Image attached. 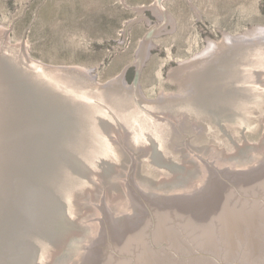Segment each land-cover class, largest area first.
Masks as SVG:
<instances>
[{
  "label": "water",
  "instance_id": "obj_1",
  "mask_svg": "<svg viewBox=\"0 0 264 264\" xmlns=\"http://www.w3.org/2000/svg\"><path fill=\"white\" fill-rule=\"evenodd\" d=\"M148 8L140 61L105 82L0 28V264H264V22L212 30L169 66L182 92L148 96L177 29Z\"/></svg>",
  "mask_w": 264,
  "mask_h": 264
},
{
  "label": "rangeland",
  "instance_id": "obj_2",
  "mask_svg": "<svg viewBox=\"0 0 264 264\" xmlns=\"http://www.w3.org/2000/svg\"><path fill=\"white\" fill-rule=\"evenodd\" d=\"M159 0H0V28L14 29L11 43H28L36 59L55 65L96 66L92 75L105 82L120 76L126 66L140 61L138 49L159 24L148 8L141 19L137 6ZM166 10L177 20L174 32L153 37L151 59L144 69L147 95L182 92L186 71L169 77V66L192 59L206 49V35L219 28L231 33L264 22V0H166Z\"/></svg>",
  "mask_w": 264,
  "mask_h": 264
}]
</instances>
